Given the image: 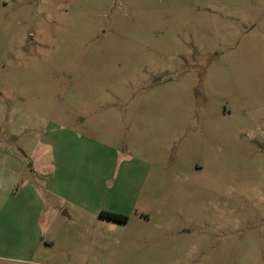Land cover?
Here are the masks:
<instances>
[{
  "label": "rangeland",
  "instance_id": "1",
  "mask_svg": "<svg viewBox=\"0 0 264 264\" xmlns=\"http://www.w3.org/2000/svg\"><path fill=\"white\" fill-rule=\"evenodd\" d=\"M0 264H264V0H0Z\"/></svg>",
  "mask_w": 264,
  "mask_h": 264
},
{
  "label": "trees",
  "instance_id": "2",
  "mask_svg": "<svg viewBox=\"0 0 264 264\" xmlns=\"http://www.w3.org/2000/svg\"><path fill=\"white\" fill-rule=\"evenodd\" d=\"M99 216L103 219H107L109 221H114L118 223H126L127 222V217L115 214V213H110V212H101Z\"/></svg>",
  "mask_w": 264,
  "mask_h": 264
},
{
  "label": "flooded vegetation",
  "instance_id": "3",
  "mask_svg": "<svg viewBox=\"0 0 264 264\" xmlns=\"http://www.w3.org/2000/svg\"><path fill=\"white\" fill-rule=\"evenodd\" d=\"M100 217V216H99ZM101 218V217H100ZM103 219V218H102Z\"/></svg>",
  "mask_w": 264,
  "mask_h": 264
}]
</instances>
